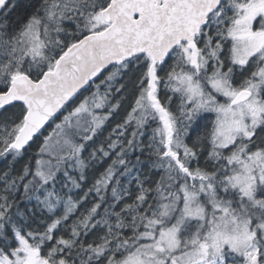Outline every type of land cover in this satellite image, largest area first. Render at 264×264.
I'll return each mask as SVG.
<instances>
[{
  "label": "snow or ice",
  "instance_id": "obj_1",
  "mask_svg": "<svg viewBox=\"0 0 264 264\" xmlns=\"http://www.w3.org/2000/svg\"><path fill=\"white\" fill-rule=\"evenodd\" d=\"M0 264H264V0H0Z\"/></svg>",
  "mask_w": 264,
  "mask_h": 264
}]
</instances>
